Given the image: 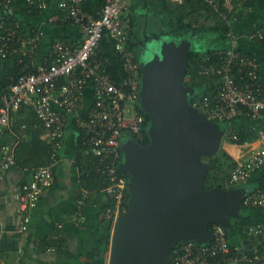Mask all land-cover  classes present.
<instances>
[{
    "label": "built area",
    "instance_id": "obj_1",
    "mask_svg": "<svg viewBox=\"0 0 264 264\" xmlns=\"http://www.w3.org/2000/svg\"><path fill=\"white\" fill-rule=\"evenodd\" d=\"M128 0H104L98 13L85 8V0H58V9L48 17L52 24H72L81 28L83 40L76 43L57 39L48 59L35 64V49L43 42L45 32L38 30L27 37L14 17V0H0V58H18L21 65L11 84L3 89L0 98V135L11 125L12 114L31 108L44 129L45 142L50 146L51 160L32 169L28 180L19 186V210L22 229L29 226L31 210L37 205L45 189L56 182L55 163L63 148L70 120L82 133L86 155L99 157L98 172L106 177L105 188L109 206L103 213L105 222L113 225L121 211L128 189V179L119 172L123 140L131 135L143 136L145 116L139 112L143 81L142 61L131 47L130 37L135 26L132 17L125 15ZM181 1V0H176ZM224 19L238 20L235 7L245 13L252 11L253 0H204ZM29 11L47 9L45 0H27ZM13 17L14 20H10ZM233 22V21H232ZM230 36L235 37L231 30ZM111 38L120 54L124 71L119 78L110 71L111 58L101 53L103 39ZM248 38L262 44L264 24L256 27ZM30 45L25 49L24 43ZM260 58L237 47L216 48L206 55L199 74L217 77L216 92L193 98L191 104L211 121H234L247 118L259 121L258 138L261 145L249 156L238 161L231 172L230 184L239 186L249 182L264 168V76ZM89 98L91 100L89 101ZM130 103L136 105L133 110ZM141 107V105H140ZM143 110V108L141 107ZM144 111V110H143ZM145 112V111H144ZM229 138L238 140L236 127L229 128ZM15 143L0 144V178L16 164ZM242 145V144H241ZM123 153V152H122ZM247 190L245 205L264 208V188ZM84 188L79 199L82 211L90 196ZM108 201V200H107ZM81 212V218L84 217ZM76 218V217H75ZM254 237L264 232L261 225H250ZM173 254V255H172ZM173 264H264V250L248 249L230 241L227 228L214 224L207 242L195 239L178 242L171 252Z\"/></svg>",
    "mask_w": 264,
    "mask_h": 264
},
{
    "label": "crops",
    "instance_id": "obj_2",
    "mask_svg": "<svg viewBox=\"0 0 264 264\" xmlns=\"http://www.w3.org/2000/svg\"><path fill=\"white\" fill-rule=\"evenodd\" d=\"M45 1L48 2L49 7L44 10L35 8L38 9L36 11L38 13L34 14L33 10L29 11L27 0H14V17L19 22L21 31L27 37L38 30L45 32L43 42L35 49L32 57V61L35 64L42 63L45 59H48L52 45L57 39L63 38L81 43L84 36L81 28L77 25L50 23L48 17L57 11L58 0ZM175 3L176 0L127 1L125 15L134 17V38L138 46L139 42H143L145 46L150 47L149 43L152 41V37L149 36L147 39L145 32L151 27L152 31H155L157 18L153 17V15H161L163 17V22L161 21L163 26L169 27V23L165 18L170 13L167 5L174 6ZM2 14L3 8L0 5V15ZM153 19L156 21L155 25L152 24ZM261 24H264V0H257L252 11L246 12L240 20L232 22V31L236 36L233 38L230 36L229 44L225 42L224 45L228 44L229 47H237L257 55L263 64L264 76V46L248 38L251 31ZM139 25H141L140 28L143 31L142 37L141 35L139 36ZM186 32L188 34H185L191 36L188 29ZM173 35L165 31L161 33V36L170 38ZM24 46L25 49H30V45L27 42L24 43ZM142 55L140 54V59ZM12 58H0V74L4 81L9 80L12 72L17 69L16 65L18 63L16 64L14 57ZM3 89L4 87L0 82V98ZM90 100L91 98H89ZM35 115L32 110L27 108L14 112L11 125L5 130L4 134L0 135V144L15 143L16 154L19 134L13 127L21 128L23 131L32 123L35 127L34 120H36L38 122L37 126L42 128L39 118ZM242 124L261 125L259 121L239 118L230 121L225 128L238 127ZM72 136L73 127L68 125L65 143L59 152V159L54 167L56 182L53 187L44 190L37 205L31 210V220L26 230L22 229L23 219L19 210L18 193L21 183L30 178L31 168L15 164L0 178V264L95 263V261L83 260L79 257L100 244L103 232L108 228L109 222H105L101 204H93L90 201L87 203L88 208L86 211L85 209H82V211L79 209L78 202L84 189L82 175L85 173L89 163L83 147L75 146L71 139ZM41 137L45 140L44 129ZM223 138L224 136H222L220 141L219 149H227L237 161L249 156L261 145L259 139L242 145L231 143L226 139L223 144ZM24 139H27L26 135ZM28 139L30 140V135H28ZM259 183H264V168L255 173L249 182L240 186L253 189L252 187H258L256 184ZM81 212L85 214L83 218H81ZM235 216L241 217V224L233 227L230 218ZM250 225H261L264 228V208L250 207L248 210L243 208L236 215L228 216V224L225 227L229 231V238L233 244L249 250H256L264 242V232L263 238L254 237L249 230ZM45 239H62L64 246H62L60 252L57 251L55 246L40 250V242Z\"/></svg>",
    "mask_w": 264,
    "mask_h": 264
},
{
    "label": "water",
    "instance_id": "obj_3",
    "mask_svg": "<svg viewBox=\"0 0 264 264\" xmlns=\"http://www.w3.org/2000/svg\"><path fill=\"white\" fill-rule=\"evenodd\" d=\"M190 52L186 63L177 56L163 68L159 62L142 63L139 102L151 118V142L143 146L133 136L123 140L119 172L132 174L130 198L128 210L113 225L107 264H171L178 242H207L210 222L225 227L228 216L243 209L248 187L203 186L208 167L200 157L218 149L225 132L217 122L191 128L194 109L187 99L195 89L183 86ZM106 186L103 182L100 190Z\"/></svg>",
    "mask_w": 264,
    "mask_h": 264
},
{
    "label": "trees",
    "instance_id": "obj_4",
    "mask_svg": "<svg viewBox=\"0 0 264 264\" xmlns=\"http://www.w3.org/2000/svg\"><path fill=\"white\" fill-rule=\"evenodd\" d=\"M257 0H253L252 4L255 5ZM173 4V3H172ZM104 5V0H85L84 6L89 11H94L95 13H98V10H100ZM169 9V15L168 17L165 16L167 22L170 25L174 24V27H176L173 31V33H176L175 31L184 32L187 29L190 32H196L201 31L205 29H210L214 31L218 35V45H214L212 43L211 46H209L206 49L201 48H194L190 52L189 56V68L186 72L183 83L188 86H193L197 89V95L203 96L204 94H214L216 92V80L217 77L213 76H204L199 74V68L203 63V59L206 55L213 53V51L216 48H225L229 47V39H230V31L232 30V21L233 16L231 15V20L224 19L221 17L210 5H208L204 0H181L176 1L174 6L167 5ZM38 9H33V13L37 14ZM235 16H238V20H240L243 15L245 14V9L242 7H235ZM132 17V23L134 24V17ZM169 19V21H168ZM10 20H14L13 17L10 18ZM176 23V24H175ZM135 34L134 30L131 32L130 37V44L132 48L136 49L137 53V59L140 60V53L138 49L136 48L135 43ZM55 42V41H54ZM227 42L228 44L224 43ZM264 46V42L262 43ZM101 53L103 55H108L111 58V67L110 71L114 73L119 78H123L124 71L122 67V60L120 57V54L115 49V46L113 44V40L111 38H105L103 39L101 46ZM201 49V50H200ZM13 59L12 57H9ZM7 58V59H9ZM15 63L19 64L18 58H14ZM15 64V65H16ZM16 65L17 69L12 72V75H17V73L21 69V65ZM11 75V76H12ZM0 82L4 88L8 87L11 84V80L4 81L0 74ZM194 97V98H195ZM137 105V109L141 114L145 116V121L143 123V136L140 137L138 134H134L133 137L143 146H147L151 142V137L149 135L148 129L151 123L150 115L147 112H144L139 104ZM26 109V108H24ZM32 110L31 108H27ZM34 113V111L32 110ZM35 114V113H34ZM36 116V115H35ZM219 122V121H215ZM37 121L34 120L33 123L29 125V127L25 130H21V128L13 127L14 130L17 131L19 134V144L16 149V165L25 166L31 168V171L35 167H39L41 165H44L48 163L51 160V151L50 146L46 144L45 140H43V137H41L43 129L37 126ZM220 123H223L225 125L226 123L229 124V121H221ZM222 125V126H223ZM73 127V136H72V142L75 146L83 147L85 151V147L83 145L82 141V133L78 130L77 125L75 124V121L70 120L69 127ZM225 127V126H224ZM261 127L259 126H253L250 124H242L241 126L236 127L239 133V139L234 140L229 138V134L227 135L228 141L234 144H245L246 142H251L253 140H256L258 138V129ZM30 131V134H29ZM26 135L27 139H24V136ZM28 135H30V140L28 139ZM27 151V152H26ZM27 153V154H26ZM89 166L87 167L85 173L82 175V182L84 188L90 190V196L87 200V203L90 201L93 202V204H101L102 210L105 211L109 206L115 207L114 201H109L107 198V195H105V190H100V186L103 182H105L106 177L100 174L97 170L99 167V157L95 155H86ZM123 157V153L121 152V160ZM238 161L235 159V157L225 148H221L220 151L211 157L208 161V170L206 172V176L204 179L203 186L206 190L213 189L215 187H221V188H230L233 187L230 184V177L231 172L237 165ZM122 176L129 178V174L123 173ZM258 187L264 188V183L256 184ZM106 196V197H105ZM130 198L129 190L127 189L125 194V199L123 203L121 204V211L126 212L128 210V200ZM108 200V201H107ZM84 206L85 211L88 208V204ZM243 208L245 210H248L250 207L245 205L244 202H242ZM231 225L233 227L238 226L241 224V217L235 216L231 217ZM217 222L213 221L209 224V233L212 230V227ZM112 230L113 225L111 223L108 224V228L103 232V235L100 240V244L92 249L91 251L85 252L80 255L79 258L83 260H90L95 261L94 264H107V256L109 255L110 251V245H111V238H112ZM228 236H229V231ZM263 235V234H262ZM260 236V238H263V236ZM210 236V234H209ZM259 238V239H260ZM51 246H55L57 251L62 250V246H64V241L62 239L60 240H53V239H45L40 242V250H45L47 248H50ZM260 251L264 250V242H262L259 246ZM255 250L248 249V252L253 253ZM173 255V254H172ZM173 264V262L171 263Z\"/></svg>",
    "mask_w": 264,
    "mask_h": 264
},
{
    "label": "rangeland",
    "instance_id": "obj_5",
    "mask_svg": "<svg viewBox=\"0 0 264 264\" xmlns=\"http://www.w3.org/2000/svg\"><path fill=\"white\" fill-rule=\"evenodd\" d=\"M153 17H156L157 19V24L155 25L154 23H156L155 19H153L152 24L155 25V31H152V27L147 30V32H145L146 34V38L148 39L149 36L152 37V41L149 43L150 47L145 46V44L140 45V54H144L141 57V61L143 63V65L146 66V64L148 65L150 62H155V63H160L161 68L163 67H167L169 66V63H171V61H174L173 59H175V56H177V59L183 60L184 63H186L188 61V54L189 52L194 48V46L196 48H201V49H206L209 46L212 45V43L214 45H218V35L210 30V29H205L201 31H196V32H190V35L192 36H188V32H179V31H175L176 33H173L174 29L176 27H174L173 25H170L169 27H164L163 26V17L161 15H153ZM168 17V16H167ZM169 18V17H168ZM162 21V22H161ZM169 21V19H168ZM167 23V22H165ZM176 24V23H175ZM141 25H139V36L143 35V31L141 30ZM174 28V29H173ZM165 29V30H164ZM167 32L169 34L172 33L174 34L171 38L170 37H165V36H161L162 32ZM187 33V34H185ZM164 35V33H163ZM181 36V37H178ZM191 38V39H190ZM196 39V40H195ZM200 49V50H201ZM188 71V69H187ZM183 86L188 87V85H185L183 83ZM193 87V86H192ZM195 89V91L193 92L192 95H190L187 99L188 104L190 106H192L191 101L193 100V98L197 95V89L195 87H193ZM129 106L131 107V109L133 110V108L136 106L134 105V103H130ZM192 109H194L193 113H192V119H191V128H196V126L203 124L204 122H210V123H216L215 121H211L208 119V117L202 113L200 110L194 108L193 106L191 107ZM221 121L217 122L220 124V127L224 130V138H223V144L226 141L227 135H228V131L229 129H226L224 126H228V124L226 123L225 125H223V123H220ZM223 125V126H222ZM131 136V135H129ZM257 146V145H255ZM254 146V147H255ZM220 151V149L216 148L215 150H211L208 152H205L204 154L201 155L200 157V164L202 166H204L205 168L208 167V161L211 157H213L214 155H216L218 152ZM129 178H127L128 180L131 178L132 174H129ZM246 184V183H245ZM244 185V184H241ZM240 186V185H239ZM237 186H233L230 188H226V190H231L232 188H235ZM224 189V188H223ZM109 256V255H108ZM108 256H107V263H108Z\"/></svg>",
    "mask_w": 264,
    "mask_h": 264
},
{
    "label": "flooded vegetation",
    "instance_id": "obj_6",
    "mask_svg": "<svg viewBox=\"0 0 264 264\" xmlns=\"http://www.w3.org/2000/svg\"><path fill=\"white\" fill-rule=\"evenodd\" d=\"M142 43L141 42H139V46H138V43L136 44V48L138 49V51H139V48H140V45H141Z\"/></svg>",
    "mask_w": 264,
    "mask_h": 264
}]
</instances>
